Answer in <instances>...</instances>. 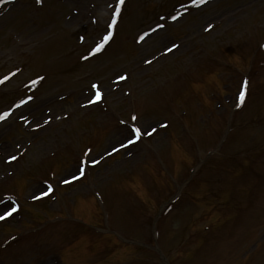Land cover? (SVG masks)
<instances>
[{
	"label": "rangeland",
	"instance_id": "rangeland-1",
	"mask_svg": "<svg viewBox=\"0 0 264 264\" xmlns=\"http://www.w3.org/2000/svg\"><path fill=\"white\" fill-rule=\"evenodd\" d=\"M115 3H0V264H264V0Z\"/></svg>",
	"mask_w": 264,
	"mask_h": 264
},
{
	"label": "snow or ice",
	"instance_id": "snow-or-ice-1",
	"mask_svg": "<svg viewBox=\"0 0 264 264\" xmlns=\"http://www.w3.org/2000/svg\"><path fill=\"white\" fill-rule=\"evenodd\" d=\"M3 0H0V3H2ZM37 2L39 3L40 0H37ZM191 2L193 4H196V3H203L204 0H191ZM124 3V0H116V3H115V9L116 11L113 13V22H115V16L120 12L121 10V5ZM180 15L179 12L176 13V15L174 16H171L169 17L170 19L172 20H175L177 19V17ZM111 27V25H109V28ZM212 25H208V28H211ZM157 28H163V25L162 24H158L157 25ZM148 34L147 33H144L143 36L140 37V39H144L145 36H147ZM111 36V32H108L106 33L102 39L99 41V43H97L95 45V47L92 49V51L89 53V55H92L94 54L95 52H98L100 51L104 45L108 42L109 38ZM177 47L175 44L172 45V48H175ZM166 51H170L171 49H168L166 48L165 49ZM119 79H124V77H118ZM4 80L8 79L7 76L3 77ZM32 83H35V81H32ZM97 86L95 84L92 85V88L95 89ZM240 99H243V91L240 92ZM101 97V94L99 91H96L95 93V96H94V100H98L100 99ZM29 100L31 99V97L28 98ZM25 101H21L20 103L23 104ZM8 115V112H4V113H0V119H4L6 116ZM21 119H24L23 117H21ZM131 119L133 121L136 120V117L135 116H132ZM27 123V121H25ZM47 122V121H45ZM123 123V122H122ZM38 126V125H37ZM155 129H151V131L145 129L143 132L142 130L137 127L135 124H132L130 125L129 127V137H126L125 138V143L124 144H121L120 147H124L126 146V144H132V143H135L138 139H140L141 135H151L152 132H154ZM117 149L114 147L112 149L113 152H115ZM16 157L15 156H9L8 157V160L11 161V160H15ZM92 164H96L98 163L97 160H95L94 158L91 159L90 161H88ZM85 165H86V161L81 159L80 162H79V165H78V168H77V172H78V175H72L71 176V180H77L80 178V176H83L84 175V171H85ZM62 183H69L70 180H62L61 181ZM46 183V182H45ZM53 189H52V186L51 185H47V191H40L39 195L40 196H46L48 193L52 192ZM38 197L37 196H33V199H37ZM6 199H10V198H6ZM18 209V205L15 204V202H13L11 205L7 206V210L6 211H2V214H0V220H4L5 218L9 217L10 215H12L13 213H15Z\"/></svg>",
	"mask_w": 264,
	"mask_h": 264
}]
</instances>
